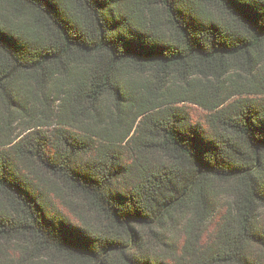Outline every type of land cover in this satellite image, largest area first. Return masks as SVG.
Listing matches in <instances>:
<instances>
[{
    "label": "trees",
    "instance_id": "trees-1",
    "mask_svg": "<svg viewBox=\"0 0 264 264\" xmlns=\"http://www.w3.org/2000/svg\"><path fill=\"white\" fill-rule=\"evenodd\" d=\"M263 66L264 0H0V237H28L74 264H189L165 262L149 235L183 210L204 222L222 182L228 206L190 264H264L253 248L264 251ZM129 67L159 71L162 84L137 92ZM238 71L249 89H227ZM173 74L220 85L175 97L162 88ZM184 100L207 110L205 127ZM101 117L111 132L72 130ZM33 169L106 224L70 223L23 172Z\"/></svg>",
    "mask_w": 264,
    "mask_h": 264
},
{
    "label": "rangeland",
    "instance_id": "rangeland-1",
    "mask_svg": "<svg viewBox=\"0 0 264 264\" xmlns=\"http://www.w3.org/2000/svg\"><path fill=\"white\" fill-rule=\"evenodd\" d=\"M263 70L264 66L257 71V77L264 76ZM125 72L130 79L137 83L135 86L137 92L142 91V87L144 86H149L154 89L162 84V73H159V71L155 69L129 67L125 69ZM228 76L229 77H226L224 82L227 89L250 88L247 82L249 79L251 80V77L245 71L231 73ZM188 81L189 86L183 84L179 80L178 74H173L167 84L162 87L165 88L163 92L176 97L184 93L183 87H185L190 92L205 94L216 91L220 85V80L214 77L196 76L188 78ZM177 104L185 107L192 122H198L203 127L207 125V110L186 100L180 101ZM109 106L110 105L107 103V107ZM110 109L113 112V108L110 107ZM54 110L58 112V107L55 106ZM106 119H109V117H106ZM24 125L25 122L21 121V123H19L17 133L21 132ZM93 125L95 127H93ZM88 126L96 128L100 133L111 132L113 130L108 120L106 122L103 121V117L95 124L90 120L79 119L75 123V128L72 130L80 133L82 131H80V129H84V127ZM36 128L44 133L49 129V127L46 126H37ZM23 172L29 175L34 183L40 185V187L47 191L55 207L70 223L93 230H97L99 227L106 224L103 217L92 210L86 199L74 193L71 189L52 178L49 174L39 169H33L30 172L23 170ZM228 192L227 184L215 182L211 191L209 205V211L212 212V215L207 216L206 220L203 222V216L199 215V213H194V209L183 210L182 213H177L172 219L167 221L164 227L157 229L159 232L158 235H149V247L151 250L158 253L167 263H173L177 260H187L190 264L196 259H202L206 249L209 248L214 241L213 236L215 229L220 222L221 215L228 206ZM1 204L2 199L0 198V206ZM257 221L258 225L264 229V209L262 208L259 210ZM185 246L189 247L188 249L192 252L185 255ZM253 248L255 250L254 254H258L261 257V261L264 263V251L258 247L257 249L255 247ZM74 263L76 262H72L68 258L62 255H56L53 252H39L34 248V244L28 237H0V264Z\"/></svg>",
    "mask_w": 264,
    "mask_h": 264
}]
</instances>
